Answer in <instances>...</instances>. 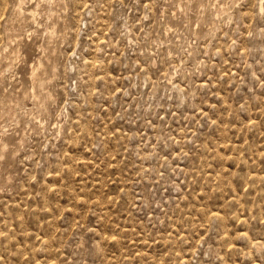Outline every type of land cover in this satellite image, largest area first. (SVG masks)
I'll return each instance as SVG.
<instances>
[{
  "label": "rangeland",
  "instance_id": "obj_1",
  "mask_svg": "<svg viewBox=\"0 0 264 264\" xmlns=\"http://www.w3.org/2000/svg\"><path fill=\"white\" fill-rule=\"evenodd\" d=\"M261 80L260 0H0V264H264Z\"/></svg>",
  "mask_w": 264,
  "mask_h": 264
},
{
  "label": "snow or ice",
  "instance_id": "obj_2",
  "mask_svg": "<svg viewBox=\"0 0 264 264\" xmlns=\"http://www.w3.org/2000/svg\"><path fill=\"white\" fill-rule=\"evenodd\" d=\"M39 7H41V5L37 4V8H39ZM260 12L262 14H264V0H260ZM261 84H264V80H261Z\"/></svg>",
  "mask_w": 264,
  "mask_h": 264
}]
</instances>
